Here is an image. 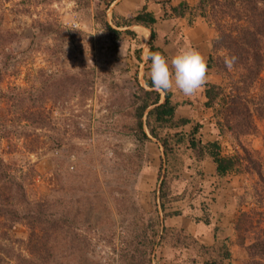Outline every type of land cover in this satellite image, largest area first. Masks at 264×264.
<instances>
[{"label": "rangeland", "instance_id": "1", "mask_svg": "<svg viewBox=\"0 0 264 264\" xmlns=\"http://www.w3.org/2000/svg\"><path fill=\"white\" fill-rule=\"evenodd\" d=\"M180 1L190 8L197 2L0 0V34L8 37L0 45V64L2 50L14 54L0 82V95L14 87L40 88L43 76L60 82L62 75L81 77L85 69L92 70L93 83L87 94L69 92L70 86L64 83V95L59 87L63 97L45 98L41 112L49 124L28 127L36 139L37 149L32 152L23 148V140L16 134L24 128L23 123L11 117L4 98H0V157L16 175L19 168L32 166V176L24 183L28 201L49 194L58 202H68L73 210L80 207L81 222L72 228L80 264H206L222 253L217 248L222 242L231 251L224 264L250 261L244 246L249 239L238 244L234 222L240 210L257 209L260 182L255 171L246 169L219 177L211 157L197 158L187 137L173 144L169 156H164L155 139L139 149L120 133L122 94L135 87V77L143 84V76H150L151 61L146 64L149 34L144 36L141 25L118 27L130 29L134 35L122 33L113 43L96 18L105 12L107 22L117 28L115 23H121L122 17L145 5L157 18L154 44L159 53L170 61L181 49L192 47L207 59L216 28L198 16L191 17L190 23L188 14L173 17L170 7ZM48 26L59 29L62 37L43 29ZM101 30L102 34L91 35ZM225 77L208 69L206 83L220 84ZM204 89L194 97L170 91L177 104L176 117L190 120L171 131L186 136L200 123L197 137L202 143L218 140L223 155L241 151V145L264 171V117L255 118L253 133L238 138L228 130L220 133L211 109L204 106ZM263 92L261 74L247 98L256 100ZM7 131H12L9 138ZM57 141L62 146L49 150ZM161 180L166 191L164 210L157 198ZM172 212L178 214L163 217V213ZM157 219L166 230L151 247L152 223ZM28 234L26 226L15 223L9 227L0 215V257L15 264L14 255L29 256ZM260 263L264 264V258Z\"/></svg>", "mask_w": 264, "mask_h": 264}, {"label": "trees", "instance_id": "2", "mask_svg": "<svg viewBox=\"0 0 264 264\" xmlns=\"http://www.w3.org/2000/svg\"><path fill=\"white\" fill-rule=\"evenodd\" d=\"M170 10L173 17H184L188 14L190 23L191 17L198 16L211 21L216 28V36L211 41V50L206 59L207 65L208 69H213L226 77L220 84H205L204 106L211 109V116L219 132L228 130L236 138L255 132V118L264 117V92L256 100L254 97L247 98V94L261 74H264V0H197L191 8L185 1H180L177 5L171 6ZM102 14L101 18L96 20L106 30L108 38L113 43L120 39L122 33L134 35L130 29L122 31L118 27L141 25L146 27L149 34L147 57L150 51L160 52L154 44L157 36V18L145 5L133 15L122 17L121 23H115L117 28L107 22L105 12ZM43 29L58 36L61 34L59 29L52 26ZM6 37L5 34H0V45H3ZM136 52V59L139 61L140 51ZM1 54L3 59L0 64V82L5 76L9 61L14 57L13 53L3 50ZM226 55L237 57L231 71L224 65ZM149 62L147 59L146 64ZM43 77L45 79L42 80L40 88L36 85L30 89L14 87L10 89V93L2 92L0 95L12 113L11 117L23 123L24 128L16 134L22 138V146L28 152L37 149L32 130L49 124L46 114L41 112L47 96H50L49 99L53 97L52 100L63 97L65 84L70 86L69 92L79 90L82 96L90 92L93 83L92 70L89 68L85 69V75L81 77L62 75L59 77L60 82H56L58 80L52 76ZM134 80L135 87L121 96L120 105L124 107L120 114L123 118L120 133L130 137L137 148L142 149L147 141L155 139L162 147L164 156H169L173 144L181 143L187 137L189 147L197 158L202 159L206 154L211 157L217 176L224 177L231 172L246 169L257 173L260 182L256 189L260 194L257 209L240 210L234 222V230L238 244L244 245L245 239H249L248 244L244 245L250 257L246 264H261L260 259L264 258V171H261L258 160L252 158L249 150L241 145V151L223 155L218 140L202 143L197 137L202 126L200 123H195L186 136L180 132H172V129L186 125L190 120L176 117L177 104L171 100V92L165 94L155 90L150 76L147 75L143 76V84L137 77ZM28 127L33 129L28 130ZM11 132L7 131L6 138H9ZM61 146L62 143L57 141L48 149H59ZM12 168L0 157V215L9 223V227L21 223L29 232L26 241L29 256L14 255L15 264H70L68 260L80 264L77 237L72 232L75 224L81 222L80 207L77 206L73 210L68 202H58L49 194L35 202L28 201L24 183L30 180L33 168L31 165L26 170L19 168L18 175L11 171ZM157 198L160 201V208L164 210L166 191L162 180ZM176 214L178 213H163V217ZM151 230L152 247L158 237H163L166 227L161 219H157L152 223ZM217 248L222 253L206 264H224V260L231 258V251L224 242ZM0 264L9 262L0 257Z\"/></svg>", "mask_w": 264, "mask_h": 264}, {"label": "clouds", "instance_id": "3", "mask_svg": "<svg viewBox=\"0 0 264 264\" xmlns=\"http://www.w3.org/2000/svg\"><path fill=\"white\" fill-rule=\"evenodd\" d=\"M103 30L95 32L102 34ZM219 37L217 36V39ZM151 61L150 79L155 90L168 93L173 89L187 97H194L201 92L207 82L208 65L206 58L195 48L181 49L169 61L159 52H149ZM237 57H224L225 67L231 71Z\"/></svg>", "mask_w": 264, "mask_h": 264}, {"label": "bare ground", "instance_id": "4", "mask_svg": "<svg viewBox=\"0 0 264 264\" xmlns=\"http://www.w3.org/2000/svg\"><path fill=\"white\" fill-rule=\"evenodd\" d=\"M141 28L140 29H142V31H143V34H144V36H146V34H147V30H146V28L145 27H143V26H140Z\"/></svg>", "mask_w": 264, "mask_h": 264}]
</instances>
